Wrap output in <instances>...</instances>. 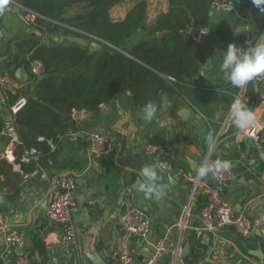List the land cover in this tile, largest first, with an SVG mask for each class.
I'll return each instance as SVG.
<instances>
[{"label": "crops", "instance_id": "crops-1", "mask_svg": "<svg viewBox=\"0 0 264 264\" xmlns=\"http://www.w3.org/2000/svg\"><path fill=\"white\" fill-rule=\"evenodd\" d=\"M143 1L146 3L147 30L167 12L168 5L165 0H156L160 2L159 7L154 0ZM228 2L234 12H210L208 28L197 29V42L204 53L200 71L190 85L183 86L176 95L163 98L152 122L142 119V110L134 108L129 91L114 96L94 112H73L70 117L75 129L64 137L53 162L49 161L47 167H40L32 173L20 174L21 190L15 200L5 201L10 192L8 188L2 189L0 213L5 218L6 232L16 231L21 245L6 248L0 235V264H14L19 253L27 256L29 264H94L93 260L113 264L109 256L118 249L119 218L130 207L139 208L152 228L149 244L137 239L130 242L134 264H146L153 254V243L163 238L179 246L180 253L188 246V257L182 259L180 255V261L264 264V142L258 143L259 138L264 141V124H260L264 117V91L259 89L255 95L251 82L243 88H235L219 70L229 44L241 49L257 45L258 33L264 29V14L252 0ZM136 3L137 0H124L114 6L109 11L110 20H123ZM153 8L156 11L153 12ZM70 12L66 18L75 16ZM0 19V61L8 55L14 57L17 54L21 58L17 48L26 40L40 41L45 46L64 44L88 48L80 38L65 36L61 31L41 33L24 19L16 0H0ZM241 28H246V37H238ZM144 36L145 31L138 30L126 42L125 48L129 50ZM44 39H47L46 44ZM20 68L10 76L23 87L10 93H19V98L26 101V98H35V83L31 81L28 67L16 75ZM236 96L246 99L254 111L255 130L240 133L233 126L228 109ZM0 114L4 122L0 145L14 152L19 143L14 117L7 107L0 108ZM223 125L225 128L219 133ZM229 131L231 133L226 136ZM93 132L116 139L121 149L109 156L94 157L88 153L84 138L72 137L76 133ZM209 135L213 136L211 142L208 141ZM155 136L165 140L164 156L175 164V170H181L186 179L171 177L173 180L169 182L168 176L163 174L161 198L145 199L140 191V172L149 162L140 152V147ZM210 150L211 158L229 160L232 164L234 178L226 185L224 198L237 214L256 223L252 235L246 239L238 237L232 228L209 233L198 231L204 200L199 189L190 198L192 183L189 179L196 177L197 169L203 165ZM2 152L0 161L3 160ZM9 164L14 172L20 173L18 164ZM62 174L71 175L76 186L78 212L74 218V246L62 243L61 231L50 225L44 214L48 182ZM204 180L208 181V177ZM0 181H4L3 176H0ZM172 261L173 255L169 250L162 256L161 263L171 264Z\"/></svg>", "mask_w": 264, "mask_h": 264}, {"label": "trees", "instance_id": "trees-1", "mask_svg": "<svg viewBox=\"0 0 264 264\" xmlns=\"http://www.w3.org/2000/svg\"><path fill=\"white\" fill-rule=\"evenodd\" d=\"M165 1L167 12L146 30L143 0H137L118 22L110 20L109 11L124 0H16L22 9L36 15L32 26L41 33L61 31L65 36L85 41L94 37L102 42V49L89 52L78 45L45 46L40 41L26 40L17 48L21 58L17 54L8 55L0 61L2 76L12 75L19 67H28L32 60L40 61L44 68L40 78L30 76L35 83V98H26L13 118L19 142L13 152L14 164L20 166V173L14 172L11 164L0 161V176L4 177L0 181V196L4 188L10 192L5 201L18 197L20 174L38 170L32 162H21L27 151L31 148L39 151L41 168L53 162L62 140L75 129L70 117L73 112H94L126 91L135 109L142 110L147 102L154 101L160 110L165 96L176 95L183 86L191 84L204 63V53L188 32L192 28H208L213 0ZM74 8L82 13L65 18ZM138 30L145 31L144 38L126 49V42ZM18 99L19 93H8L6 107L13 106ZM3 131L0 114V136ZM148 144L164 147L165 140L155 136ZM162 159L169 160L167 156Z\"/></svg>", "mask_w": 264, "mask_h": 264}, {"label": "built area", "instance_id": "built-area-1", "mask_svg": "<svg viewBox=\"0 0 264 264\" xmlns=\"http://www.w3.org/2000/svg\"><path fill=\"white\" fill-rule=\"evenodd\" d=\"M233 10L234 9L228 0H213L210 5V12L232 13L234 12ZM22 11L24 19L33 24L36 15L25 9H22ZM90 38L98 43H102L94 37ZM260 44H264V33ZM28 71L30 76L34 78H40L44 74L43 65L38 60H32L29 62ZM250 82L255 95H257L259 89L264 91V76L256 77ZM22 87V83L16 82L11 76L0 75V108H6L8 93L19 90ZM25 102L24 99L19 98L13 106L8 108L13 117L15 113L24 106ZM224 128L225 125L222 126L219 133H221ZM82 134L76 133L73 134L72 137L76 139L84 138L87 141L88 153L94 157L109 156L118 149H121V145L116 139L107 137L101 132ZM216 141L217 138H215L214 143H216ZM263 142L262 138L258 139V143ZM51 150H54V146L52 145ZM140 152L152 165H158L163 168L164 174L167 176L174 179L185 178L181 170H175L169 161L162 159V156L165 155V148L163 146L144 144L140 147ZM211 152L212 150L209 151L203 165L211 164L217 160L211 158ZM2 158L6 162H14L13 151L4 149L2 152ZM39 158V151L35 148H31L22 156L21 161L24 163L32 162L38 167V169H40L38 164ZM233 178L234 174L231 169L229 172L221 173L217 176L209 175L208 181H202L197 175L195 178L189 179L192 183L190 198L192 199L199 189L204 200L199 213L200 224L198 226V231L209 233L224 228H232L241 239H246L252 235L256 223L247 217L237 214L232 205L223 196V191L226 185L230 183ZM75 190L76 186L73 178L71 175L67 174L51 178L47 186L48 199L44 212L45 218L50 225L59 228L61 231V241L66 246H74L76 243L74 218L78 212V207L75 203ZM187 214L188 208L186 209L185 217ZM117 226L119 232L118 249L116 252L110 254L109 260L111 262H117V264H134L130 250V242L133 239H137L145 244L150 243L152 228L149 219L139 208L130 207L121 214ZM0 235L3 237V244L6 248L12 245L15 247L21 245L19 234L16 231L6 232L5 218L1 213ZM169 250H171L173 255V261L171 264H199L190 260L180 261L179 246L169 243L165 238L153 243V254L146 264H162L161 258ZM14 264H29V260L26 255L19 253L16 256Z\"/></svg>", "mask_w": 264, "mask_h": 264}, {"label": "clouds", "instance_id": "clouds-1", "mask_svg": "<svg viewBox=\"0 0 264 264\" xmlns=\"http://www.w3.org/2000/svg\"><path fill=\"white\" fill-rule=\"evenodd\" d=\"M252 3L264 14V0H252ZM227 81L235 88H243L248 82L259 76H264V44H257L241 49L235 44H229L223 54L222 62L219 65ZM159 105L154 101L147 102L142 108V119L145 122H152L158 113ZM228 114L233 126L239 132H246L256 126V115L248 106V101L236 96L228 109ZM201 117L206 119L203 113ZM213 136H208L211 142ZM232 164L229 160L217 159L211 164H204L197 169V176L201 179L209 175L217 176L231 170ZM164 174V169L158 165H147L141 169L142 182L140 191L145 199H160L164 192V186L160 183Z\"/></svg>", "mask_w": 264, "mask_h": 264}, {"label": "water", "instance_id": "water-1", "mask_svg": "<svg viewBox=\"0 0 264 264\" xmlns=\"http://www.w3.org/2000/svg\"><path fill=\"white\" fill-rule=\"evenodd\" d=\"M68 16V14H66L64 17L66 18ZM188 34L192 37V39L193 40H195V41H197L198 39H199V31L196 29V28H192V29H190L189 30V32H188ZM160 36V35H159ZM238 37H246V28H241V29H239V33H238ZM43 43L44 44H46L47 43V39H44V41H43ZM98 45H99V47H98ZM100 48H101V46H100V44H98V43H94V42H92V43H89L88 44V51L89 52H97V51H99L100 50ZM24 66H22L20 69H18L17 71H16V75H18V74H20L23 70H24ZM19 81V80H18ZM5 123L7 124V128H9L8 127V121H7V119L5 120ZM260 124L261 125H263L264 124V117L261 119V122H260ZM242 137H243V135H241ZM4 150V146H2V145H0V154H1V152ZM168 179H169V182H172V178L170 177V176H168ZM137 183H139L140 184V181H138ZM204 238H206V235H204ZM12 247H14V245H12ZM189 251H188V246H185V248L182 250V252L180 253V255H181V258L182 259H185L186 257H188V253ZM257 257V256H256ZM93 263L94 264H105L103 261H101V262H98V261H95V260H93ZM113 264H117V262H113Z\"/></svg>", "mask_w": 264, "mask_h": 264}, {"label": "rangeland", "instance_id": "rangeland-1", "mask_svg": "<svg viewBox=\"0 0 264 264\" xmlns=\"http://www.w3.org/2000/svg\"><path fill=\"white\" fill-rule=\"evenodd\" d=\"M154 2H156V6H160V2H158V1H156V0H154ZM157 7V8H158ZM152 11L154 12V11H156L155 10V8H153L152 9ZM70 13H73V15H77V14H80V13H82V11L79 9V8H74V9H72L71 10V12ZM73 31H75V30H73ZM77 32V31H76ZM263 33H264V29H262L261 28V31L258 33V36H257V39H256V43L257 44H260V42H261V40H262V37H263ZM77 39H79V38H77ZM82 41H84L86 44H89V43H92V42H96L95 40H93L92 38L90 39V41H85V40H83V39H81ZM259 42V43H258ZM98 43V42H97ZM98 44H100V43H98ZM98 47H99V45H98ZM102 49V48H101Z\"/></svg>", "mask_w": 264, "mask_h": 264}]
</instances>
